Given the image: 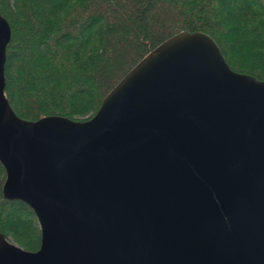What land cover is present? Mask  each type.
Returning a JSON list of instances; mask_svg holds the SVG:
<instances>
[{
    "label": "water",
    "instance_id": "1",
    "mask_svg": "<svg viewBox=\"0 0 264 264\" xmlns=\"http://www.w3.org/2000/svg\"><path fill=\"white\" fill-rule=\"evenodd\" d=\"M2 195L34 211L40 242L0 231V264H264V79L180 31L88 119L19 117L4 92Z\"/></svg>",
    "mask_w": 264,
    "mask_h": 264
},
{
    "label": "trees",
    "instance_id": "2",
    "mask_svg": "<svg viewBox=\"0 0 264 264\" xmlns=\"http://www.w3.org/2000/svg\"><path fill=\"white\" fill-rule=\"evenodd\" d=\"M11 28L5 95L21 118H90L146 54L183 31H202L232 70L264 79V0H0ZM0 231L25 249L40 242L37 217L2 195Z\"/></svg>",
    "mask_w": 264,
    "mask_h": 264
}]
</instances>
